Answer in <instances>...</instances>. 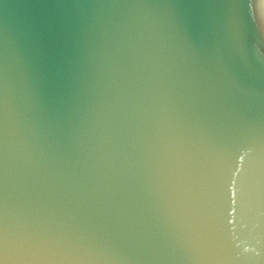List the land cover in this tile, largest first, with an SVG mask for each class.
<instances>
[{"label": "snow or ice", "instance_id": "6c2138e0", "mask_svg": "<svg viewBox=\"0 0 264 264\" xmlns=\"http://www.w3.org/2000/svg\"><path fill=\"white\" fill-rule=\"evenodd\" d=\"M245 6L248 10V19L254 26L257 38V49L264 52V29L261 28L257 19V10L255 0H245ZM247 153L238 156L235 167L231 169V176L224 185L226 189V200L222 203L219 214L221 224L227 231H234L238 220L245 213V185L243 177L245 176V158Z\"/></svg>", "mask_w": 264, "mask_h": 264}, {"label": "clouds", "instance_id": "9594fccd", "mask_svg": "<svg viewBox=\"0 0 264 264\" xmlns=\"http://www.w3.org/2000/svg\"><path fill=\"white\" fill-rule=\"evenodd\" d=\"M262 2H264V0H262Z\"/></svg>", "mask_w": 264, "mask_h": 264}]
</instances>
